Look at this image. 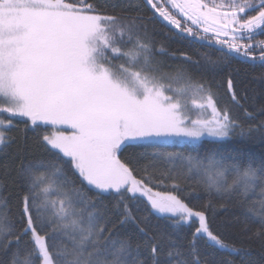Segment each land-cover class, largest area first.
<instances>
[{"label":"snow or ice","instance_id":"obj_1","mask_svg":"<svg viewBox=\"0 0 264 264\" xmlns=\"http://www.w3.org/2000/svg\"><path fill=\"white\" fill-rule=\"evenodd\" d=\"M145 3L181 40L220 54L172 59L213 73L233 59L264 69V40L255 39L264 35V0ZM139 8L131 0H0V152L15 142V117L26 118L43 150L36 157L25 142L4 166L19 191L12 214L0 181V264H237L236 256L264 264V158L200 151L236 135L264 142V120L244 127L202 78L182 66L166 71L158 57L168 52L155 46ZM239 77L227 72V93L244 108ZM253 79L264 85V71ZM42 124L70 132L41 135ZM127 148L144 151L122 160ZM140 160L150 163L137 178ZM166 180L171 191L154 190ZM185 185L207 197L202 210L178 194ZM105 197L115 198L111 210ZM217 205L234 210L221 227L239 244L213 230L206 212ZM192 225L185 241L180 233Z\"/></svg>","mask_w":264,"mask_h":264},{"label":"trees","instance_id":"obj_2","mask_svg":"<svg viewBox=\"0 0 264 264\" xmlns=\"http://www.w3.org/2000/svg\"><path fill=\"white\" fill-rule=\"evenodd\" d=\"M131 2L133 4L140 5L139 12L144 17V23L147 25L149 36L153 40L155 46L159 48L161 45H163V47L167 50V56L158 57V59L164 62L166 71L172 72L175 71L177 67L182 66L183 68H186L190 73H192L194 78H202L212 88L213 92L217 94L216 99L218 102V106L221 108H229L231 111V115L235 119H237L238 122L241 123L244 127H248L250 125H258L261 120H264V111H262V109H264V85H261L258 80L253 79L254 76L258 77L260 73L264 71V69H253L249 66L251 62L245 63L233 59L229 62L228 67L225 68L224 71H217L213 73L198 71L192 64H185L181 59H172V54H175L176 57H180L182 53L187 54L191 56L193 60L202 59L201 54L203 53H208L212 56L213 59L218 58L220 54L216 52L215 47H201L199 44H190L187 40H181V38L175 34V31L171 26L164 22V20H162L159 16L154 14L150 6L145 3V0H131ZM132 14L135 15L136 13L133 12ZM176 15L177 17H180L177 13ZM255 39L264 40V35L256 36ZM256 54L258 55V52ZM231 69L240 70V77L237 83V94L238 97H240L241 104L244 105V108H246L248 112L253 113L255 119H247L244 114V108L237 107L231 101V98L227 93V72ZM6 116L7 114H4V117ZM25 120L26 118L22 117L13 118V124L15 127H13L12 129L11 135L14 137L15 142L11 144L6 152H0V181H3V183L6 185V188L4 189L5 193H11L10 206L12 209V214H15L17 211L16 194L19 191V186L18 184L13 183L12 174L5 175L4 166L8 165L9 168L11 167V157L19 148H21L25 144V142L28 144L31 153L34 156L39 157L43 152L42 148L37 144L36 133L31 130V127L25 130ZM28 123L30 125V121ZM50 128L51 126H44L42 124L39 129V133L41 135L48 133L50 131ZM237 132H239V129H237ZM208 149H213L223 153H231L233 155L238 153L245 154L251 158H254L257 162L264 158V142H261L259 139H256L255 141H249L246 137H241L239 135L234 136L231 140L219 142L218 144L209 140L207 141V143H205V147L201 148L200 151L204 152ZM188 150L191 149L189 148ZM142 151L144 150L141 148H127L120 154V157L122 160H126L130 156V154H138ZM149 163L150 161L148 160L139 161V164L137 165V178H140V175L143 174V167ZM158 167L162 168L164 167V165L160 164L158 165ZM165 185L167 186L156 187L154 188V190L162 192L172 190L170 187L171 181L166 180ZM190 191L191 189L187 185H185L183 192H180L178 194L181 195L182 198H186V202L189 203L190 206H194L196 210H202L200 205H202L207 200V197L199 191L192 195H188ZM88 195L95 196V192H88ZM114 202V197H105L103 199V203L108 207L109 210H111ZM233 211L234 210L230 209L228 212H225L217 205L215 214H213V211L211 209H208L206 215L208 216L209 222L214 231L222 234V236L230 242L239 244L238 239L225 235L221 227L223 221H225L226 219H231ZM139 215L147 216L148 213L146 211H141ZM149 219L154 226L168 228L169 222L165 220H158L155 216H150ZM195 226L196 225H192L191 228L185 226L183 228L180 234L185 239V241L191 238V231ZM216 255L217 259L219 260L220 254L217 253ZM254 255L257 259L259 258L258 253ZM230 259L236 260L237 264H239L238 256L231 257Z\"/></svg>","mask_w":264,"mask_h":264},{"label":"rangeland","instance_id":"obj_3","mask_svg":"<svg viewBox=\"0 0 264 264\" xmlns=\"http://www.w3.org/2000/svg\"><path fill=\"white\" fill-rule=\"evenodd\" d=\"M206 2L210 3L211 0H206ZM216 2L219 3L220 1H216ZM164 6L168 7V10L173 12L174 15H176V12L169 5L165 4ZM252 14H255V13H252ZM177 18L180 19V17H177ZM188 26H190V22H189ZM245 43H247V41ZM193 118H195V113H193ZM49 126H51V128L47 134H52L55 132H65V133L70 132V126H68V125H55V126L49 125ZM155 191H157V190H155Z\"/></svg>","mask_w":264,"mask_h":264},{"label":"water","instance_id":"obj_4","mask_svg":"<svg viewBox=\"0 0 264 264\" xmlns=\"http://www.w3.org/2000/svg\"><path fill=\"white\" fill-rule=\"evenodd\" d=\"M157 16H159L158 14H156ZM160 17V16H159ZM162 20H164L162 17H160ZM164 22H166L169 26H171L167 21L164 20ZM173 28V26H171Z\"/></svg>","mask_w":264,"mask_h":264}]
</instances>
